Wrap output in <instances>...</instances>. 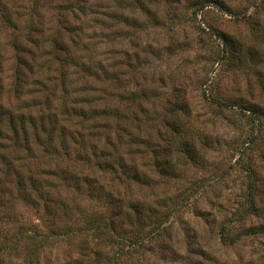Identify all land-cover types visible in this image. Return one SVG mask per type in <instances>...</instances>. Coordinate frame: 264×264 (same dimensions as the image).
<instances>
[{
    "label": "rangeland",
    "instance_id": "1",
    "mask_svg": "<svg viewBox=\"0 0 264 264\" xmlns=\"http://www.w3.org/2000/svg\"><path fill=\"white\" fill-rule=\"evenodd\" d=\"M203 1L0 0V118L22 90L18 73L31 92L23 97L36 106L61 81L63 60L67 105L91 114L62 117L57 87L49 96L57 115L53 148H45L48 134L39 131L38 143L32 131L30 153L3 120L0 154L12 167L0 157V264H264V236L247 227L264 224V0H211L192 16V4ZM53 38L62 50L51 51ZM229 38L254 58L229 55L222 64ZM88 60L97 81L82 69ZM250 113L260 116L259 132L245 118ZM61 128L66 135L58 138ZM11 149L25 159L24 172L29 166L43 177V198L32 201L18 187ZM119 158L134 162L138 181ZM83 172L90 183L81 180L78 190L69 175L82 179ZM248 203L255 208L245 216ZM155 211L162 227L151 239ZM95 222H114L113 232L88 236L96 259L78 260V238L43 244L37 236ZM141 228L148 236L138 235Z\"/></svg>",
    "mask_w": 264,
    "mask_h": 264
},
{
    "label": "trees",
    "instance_id": "2",
    "mask_svg": "<svg viewBox=\"0 0 264 264\" xmlns=\"http://www.w3.org/2000/svg\"><path fill=\"white\" fill-rule=\"evenodd\" d=\"M210 3H212L211 0H208V1L205 0V1H203V3L202 2L201 3L194 2L192 4V7H194V9H193L191 15L196 17ZM51 42L53 44V48L51 50L52 52H53V49L56 47H59L60 50H62L63 47L58 46L60 41H57L56 39L53 38ZM222 46H223V48L221 49L222 55H221V59H220V62H222V64L224 63L225 59L229 55L234 57V58L241 57V56L254 58V54L251 53L250 49L249 50L246 49V51H245V49L244 48L242 49L240 47V45L237 43V41L233 40L232 38H229L228 40H226V42L224 44H222ZM95 48H96V46H95ZM90 49H91L90 46L83 48V50L86 52H90L91 51ZM227 53H230V54H227ZM66 54H67V52H66ZM66 54H65V59H67V57H68ZM219 55H220V53L216 54L214 61L218 60ZM64 62H65V64L67 63L66 60H63V61H61L59 68H57L59 70V74L61 75L60 76L61 81L55 83L54 85L51 84V86H49L50 89L46 88L47 89L46 92L51 93L53 96L54 95L53 90L56 91L57 87L60 88L61 94H62V100H61V107L59 108V110L61 112L62 117H64L66 120H72L74 116H77L78 114L83 116L84 113L81 111L77 114L76 108L73 105H71V106L67 105V102L71 101L70 98L72 95L69 94V91L71 89H67V87L70 86V84L64 83L65 79H68V74H69L68 71L64 68V65H65ZM73 63L76 66H79V63H77V62L75 63L74 60H73ZM94 63H95L94 61L88 60L87 62H85L84 65H82V69H84V70L87 69L88 74H92L91 76L87 77L88 79H90V80L95 79L97 81V80H99L100 76L98 74H96L95 71H94V73L89 72L93 67H95ZM20 65H23V64H20ZM19 67L20 66L18 65V68H17L18 72H19ZM99 69L102 70L103 68L99 65L98 70ZM111 69H112V66H111L110 70ZM102 72H104L102 74L104 80H106V81L109 79L112 80V77L114 75V74H111L112 71H106L105 72V69H104V70H102ZM23 75H24L23 73L17 74V79H16L15 83H16V86L22 90H20V92H18V94L14 98L13 110L5 111V112L1 113V115H4V118H0V135H3V133L6 132L5 130H7L6 125H5V130H4V126H3V120H5V121H7L8 128L10 129V130H7V131H9L8 134L13 139H15L16 144H18L23 138L22 142H24V147L29 151L30 148H29L28 138H29L30 132L33 131V134L35 135L37 142L40 143V142H42L41 136L37 135V134H39L38 133L39 131L40 132L42 131V132H45L46 134H48V137L46 138V141H45L46 142L45 148H47V150H48L49 148H53V145L55 143V140H54L55 137L53 135L57 129V125H56L57 124L56 123V121H57L56 116L57 115H56V111H54L56 109V107L54 106V104L49 99V96H51V94L45 96L44 103L39 102V104L36 106H34L33 100H31V99L25 100V98L23 96L31 94V92L27 93L23 89L25 86L28 85V82L25 78H24L25 81H21V80H23ZM108 76H112V77L108 78ZM22 84H23V86H22ZM36 90H39V89H37V86H36ZM34 92H32V93H34ZM46 92H43V93L45 94ZM30 98H32V97L30 96ZM33 108L37 109V112L35 115L31 114L33 111H36V109H33ZM50 112H51V114H50ZM114 114H116V113H114ZM90 115L89 116L84 115V117H81V119H79V120H84V121L89 120L90 119L89 117H91ZM245 118L249 122H251V124L253 126H255L257 128L258 132L261 130L262 122H261L260 116L258 114L250 113L248 115H245ZM114 122L116 123V126H118L119 125V117H115ZM47 124H49V125L52 124V125L50 128H49V126H48V128H46ZM28 126L30 129L28 128ZM28 129H29V131H28ZM90 132L91 131H89L88 133H90ZM59 135H61V136L66 135V132H64L63 128H61L60 134H58V138H59ZM91 135H94V132ZM79 137H80V141H77V143H78L79 147H81L80 149H82V147L84 148V150L87 149L88 143L84 140V137L82 135H79ZM195 137H196V135H195ZM2 141H3V139H2ZM183 145L186 148H188L190 146L189 144L186 145V143H184ZM17 147L19 148V146H17ZM89 150L92 153L96 154L95 151L93 150V148H92V150H91V148ZM11 151H12V158H16L15 160H16V164H17V170L15 168H14V170L16 171V173L18 175V180H17L18 187H20L21 190H23V191L26 190L27 193L29 192L27 195L32 201H34L35 199H38V198L39 199L43 198V196H42V193H44L43 187H45V182L43 181V177L40 178L38 175H36L33 171L36 169L32 170L31 168H29V166H27V169H29V170L27 172H24L25 162L21 161V160H25V159H23V158L18 159L19 158V155H18L19 152H15V151H13V149H11ZM30 152H31V150L29 151V153ZM77 152H78L77 157L78 158L82 157L83 158L82 160L84 161L85 157L82 155V153L80 151H77ZM2 154H0L1 160L2 161L6 160V163L3 162V163H1V165L5 168L10 169L11 162L8 161L4 157L5 155L3 152H2ZM86 163H88V162L83 163V165H85ZM118 164L121 168H132V172H130V174H132V176L130 177L131 180L138 181L141 178V177H139L137 170L134 169V162L132 160H131V165L126 166V163L124 162L123 158H119ZM102 166H104V164H102L101 167ZM159 167H160V165L157 164L156 168L159 169ZM161 170H160V174H163V172ZM73 172H75V171H73ZM21 173L22 174L24 173L25 176L22 175V177L19 178ZM69 176L71 178L70 181L72 182V186L74 188H77L78 190L81 188V183H80L81 180H84L86 183H90V180L88 181L87 175L84 172L81 175L83 177L82 179H81V177L76 176L75 173H72ZM60 177H61V179H65L68 176H65V173H64L63 175H60ZM92 185L93 184H90V188L88 186L89 190H92V188L93 189L96 188V186L92 187ZM97 185L99 187L98 190L101 191V187L99 186V184H97ZM96 190H97V188H96ZM252 195H253L252 192H247V194H246V197L248 198L247 200L250 201ZM33 197H35V198H33ZM47 207L50 208L51 206L47 205ZM61 207H62V205H61ZM247 207H248V210L246 212L242 213L245 216H246L247 212L250 213L255 208V207L254 208L251 207V205L249 203H248ZM57 208H59V206ZM3 210L4 209H2L0 207V211H3ZM3 213H6V212L4 211ZM8 214H9V212H7L6 216H8ZM154 214H156V211ZM116 215H117V218L119 220V218H120L119 213H117ZM154 216L155 217L151 218L152 220L149 222V226L146 229V230L152 229L153 233H151V235H150L151 239L160 238V235H159L160 231L156 234V236H154L155 235L154 231L156 232V230L158 228H160V226L162 227L160 221H156L157 214ZM103 223H100L99 225H95V224H97V222H95L94 224H92V225H95V227H92V228L81 227V228L69 230L68 227H66V229H64L61 232H57L55 230H48L49 235H42L41 237H39L40 235H37V236H38V238L41 239L40 242H42L43 244H49V243L51 244V243H53L55 241H59L61 239H63V240L66 239V240L71 242L72 238H75V239L78 238L79 242H80V245L78 246L79 247L78 248V255H79L78 260L79 261H80V259L83 260L84 257L89 258V260L92 259L93 257L96 259L98 257V255H97L98 251H96L95 248H94V250H92V248L90 247V244H89L88 236L91 233H96L97 230L98 231L103 230V231H107L109 233L113 232L114 222H110L111 225H106ZM53 224H55V223H53ZM65 226H66V224L65 225L62 224L59 227L65 228ZM247 227L250 230V232H249L250 235H252V236H254V235L264 236V224L263 223H261V226H259V227L254 226V225H249ZM223 230H224V228L220 230V232H219V233H221L220 235H223L222 234ZM145 232L146 231H143V228H141V230L138 231V235L140 237L141 236L142 237L148 236V234H146ZM143 240H145V238H143ZM93 251H94V253H93ZM29 261L30 262L28 264H31V259ZM98 262H99V260H98ZM124 264H126V262H124Z\"/></svg>",
    "mask_w": 264,
    "mask_h": 264
}]
</instances>
